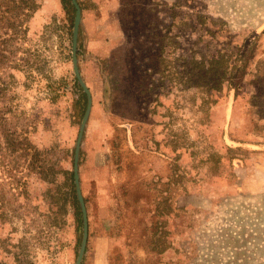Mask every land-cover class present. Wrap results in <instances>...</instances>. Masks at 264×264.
<instances>
[{
    "label": "rangeland",
    "instance_id": "obj_1",
    "mask_svg": "<svg viewBox=\"0 0 264 264\" xmlns=\"http://www.w3.org/2000/svg\"><path fill=\"white\" fill-rule=\"evenodd\" d=\"M32 1L0 0L1 129L40 150L0 149V264H264V0H76L74 50Z\"/></svg>",
    "mask_w": 264,
    "mask_h": 264
},
{
    "label": "trees",
    "instance_id": "obj_2",
    "mask_svg": "<svg viewBox=\"0 0 264 264\" xmlns=\"http://www.w3.org/2000/svg\"><path fill=\"white\" fill-rule=\"evenodd\" d=\"M62 3L64 4V7L66 8V6H71V1L70 0H61ZM35 6V3L32 0H19V4L16 7V11H17V16H18V12L20 11L21 14L25 15L26 12L30 13L33 8ZM6 33V32H5ZM236 65H230L228 63H224L223 58H219V57H212V59L209 61V65L207 67V69L204 71L203 75L201 76V81L203 80V85H205L207 87V89H215L217 88L220 84H222L224 78H225V74L228 72V69H236L237 66ZM225 67V68H224ZM229 83V80H228ZM231 83V82H230ZM232 84V83H231ZM80 89V88H79ZM76 103L79 105V108H81V110L84 112L85 109V104H86V96L83 92H80V94L78 95L77 99H76ZM10 111V110H9ZM5 114L4 112H0V149L3 148L6 149V151H10L11 154L13 152H15L16 149V145H18V150H21L22 152H32V157L33 155H37L38 153H40V150L32 147V145H30V143L21 141L18 142L16 140L17 137H19V134H16L15 130L12 128H7V129H1L2 127V123L3 121L5 122L4 119H2V115ZM16 135V136H15ZM20 146L22 147L20 149ZM73 175L71 173L70 176V191L71 194L73 195V198H76L75 196V185L73 182ZM73 205L75 206V215L77 217L78 220H80L79 214V208H78V203H77V199H74V203Z\"/></svg>",
    "mask_w": 264,
    "mask_h": 264
},
{
    "label": "water",
    "instance_id": "obj_3",
    "mask_svg": "<svg viewBox=\"0 0 264 264\" xmlns=\"http://www.w3.org/2000/svg\"><path fill=\"white\" fill-rule=\"evenodd\" d=\"M72 1V4L75 8V18H74V24H73V50L75 48V44H76V30H77V26H78V23H79V20H80V8H79V5L77 3L76 0H71ZM83 90L86 94V97H87V105H86V109H85V112H84V119L87 117L88 115V112H89V108H90V95L88 93V90L83 86ZM74 179H75V183L77 184V174H76V165H75V173H74ZM77 196H78V199L80 201V204L82 206V211L84 213V208H83V204H82V198L80 196V193H79V189L77 188ZM86 233H87V226H86V218H85V215H84V240H83V246H84V242H85V239H86Z\"/></svg>",
    "mask_w": 264,
    "mask_h": 264
}]
</instances>
